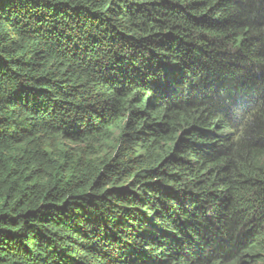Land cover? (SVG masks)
I'll list each match as a JSON object with an SVG mask.
<instances>
[{"label": "trees", "instance_id": "obj_1", "mask_svg": "<svg viewBox=\"0 0 264 264\" xmlns=\"http://www.w3.org/2000/svg\"><path fill=\"white\" fill-rule=\"evenodd\" d=\"M0 264H264V0H0Z\"/></svg>", "mask_w": 264, "mask_h": 264}, {"label": "bare ground", "instance_id": "obj_2", "mask_svg": "<svg viewBox=\"0 0 264 264\" xmlns=\"http://www.w3.org/2000/svg\"><path fill=\"white\" fill-rule=\"evenodd\" d=\"M150 1V0H149ZM203 1V0H202ZM75 2H77V1H75ZM84 2V1H83ZM88 2V1H87ZM181 2V1H180ZM102 3V2H101ZM114 3V2H113ZM85 4V3H84ZM210 4H211V2H210ZM215 4V3H214ZM213 4V5H214ZM104 5V4H103ZM119 5V4H118ZM212 5V4H211ZM237 5V4H236ZM122 6V5H121ZM111 7V6H110ZM134 7V6H133ZM158 7V6H157ZM226 8V7H225ZM236 8V7H235ZM71 11V10H70ZM233 11V10H232ZM142 14V13H141ZM219 14V13H218ZM18 15V14H17ZM198 15V14H197ZM55 18V17H54ZM169 18V17H168ZM193 21V20H192ZM25 23V22H24ZM172 24V23H171ZM189 25V24H188ZM40 26V25H39ZM46 26V25H45ZM64 26V25H63ZM185 27V26H184ZM243 27V26H242ZM241 27V28H242ZM248 27V26H247ZM199 28V27H198ZM206 28V27H205ZM241 28H239V29H241ZM246 28V27H245ZM253 28V27H252ZM96 29V28H95ZM173 30V29H172ZM247 30V29H246ZM132 31V30H131ZM196 31V30H195ZM215 31V30H214ZM238 31V30H237ZM218 32V31H217ZM221 33H222V31H221ZM228 34V33H227ZM237 35V34H236ZM240 35V34H239ZM249 35V34H248ZM253 36V35H252ZM30 37V36H29ZM45 37V36H44ZM191 37V36H190ZM243 37V36H242ZM257 37V36H256ZM250 38V37H249ZM90 39V38H89ZM93 39V38H92ZM243 40V39H242ZM199 41V40H198ZM239 41V40H238ZM210 42V41H209ZM241 42V41H240ZM222 43V42H221ZM238 43V42H237ZM263 43V42H262ZM87 45V44H86ZM220 45V44H219ZM238 45V44H237ZM257 48V47H256ZM114 51V50H113ZM257 56V55H256ZM98 58V57H97ZM237 58V57H236ZM251 58V57H250ZM99 59V58H98ZM105 59V58H104ZM248 60V59H247ZM254 60V59H253ZM248 64V63H247ZM236 72V71H235ZM257 73V72H256ZM143 105V104H142ZM207 107V106H206ZM144 109V108H143ZM189 116H191V115H189ZM198 116V115H197ZM194 117V116H193ZM147 118V117H146ZM192 118V117H191ZM199 118V117H198ZM142 121V120H141ZM254 146V145H253ZM257 150V149H256ZM232 151V150H231ZM263 151V150H262ZM220 152V151H219ZM164 154V153H163ZM256 154V153H255ZM189 159V158H188ZM216 162V161H215ZM204 163V162H203ZM251 167V166H250ZM255 170V169H254ZM172 178V177H171ZM253 186V185H252ZM230 188V187H229ZM242 189V188H241ZM156 195V194H155ZM260 203V202H259ZM223 212V211H222ZM230 216V215H229ZM229 218H231V217H229ZM118 220V219H117ZM222 220V219H221ZM229 226V225H228ZM115 233V232H114ZM229 233V232H228ZM256 235V234H255ZM229 239V238H228ZM235 239V238H234ZM235 243V242H234ZM253 244V243H252ZM258 260V259H257ZM169 261V260H168ZM186 261V260H185ZM187 262V261H186ZM178 263V262H177ZM205 263V262H204ZM251 263V262H250Z\"/></svg>", "mask_w": 264, "mask_h": 264}]
</instances>
